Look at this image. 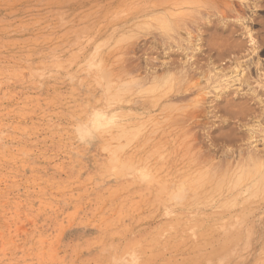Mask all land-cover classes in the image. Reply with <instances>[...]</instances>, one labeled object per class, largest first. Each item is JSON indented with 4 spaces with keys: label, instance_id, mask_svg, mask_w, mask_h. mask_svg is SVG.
Instances as JSON below:
<instances>
[{
    "label": "rangeland",
    "instance_id": "obj_1",
    "mask_svg": "<svg viewBox=\"0 0 264 264\" xmlns=\"http://www.w3.org/2000/svg\"><path fill=\"white\" fill-rule=\"evenodd\" d=\"M110 126L149 136L124 170ZM146 155L189 185L140 188ZM209 176L221 230L215 199L183 231ZM141 263L264 264V0H0V264Z\"/></svg>",
    "mask_w": 264,
    "mask_h": 264
},
{
    "label": "bare ground",
    "instance_id": "obj_2",
    "mask_svg": "<svg viewBox=\"0 0 264 264\" xmlns=\"http://www.w3.org/2000/svg\"><path fill=\"white\" fill-rule=\"evenodd\" d=\"M181 26V25H180ZM142 27V26H141ZM146 27V26H145ZM176 27V26H175ZM142 28H144V27H142ZM157 28H159V27H157ZM228 29H229V27H227ZM155 29V28H154ZM178 29V28H177ZM120 38V37H119ZM123 38V37H122ZM121 39V38H120ZM116 43V42H115ZM120 43V42H119ZM188 43V42H187ZM222 43V42H221ZM220 43V44H221ZM219 53V52H218ZM215 56V55H214ZM100 58V57H99ZM99 61V60H98ZM207 63V62H206ZM98 65H99V63H98ZM199 65V64H198ZM197 65V66H198ZM196 66V67H197ZM200 66V65H199ZM99 68V67H98ZM97 68V69H98ZM204 68V67H203ZM106 70V69H105ZM200 70V69H199ZM222 70V69H221ZM101 71V70H100ZM103 71V70H102ZM99 72V73H103V72ZM195 71V70H194ZM223 72V71H222ZM98 73V74H99ZM199 73V72H198ZM201 73V72H200ZM203 74V73H202ZM201 74V75H202ZM103 75H105L104 73H103ZM222 75V74H221ZM205 76V75H204ZM101 77H102V74H101ZM110 77V76H109ZM100 78V77H99ZM105 78V77H104ZM104 78H103V80H104ZM108 79V78H107ZM107 79H106V81L104 80V82H107ZM173 79V78H172ZM101 80V79H100ZM99 80V81H100ZM102 80V81H103ZM109 81V80H108ZM100 83H101V81H100ZM102 84V83H101ZM109 84H110V82H109ZM100 85V84H99ZM105 85V84H104ZM110 85H112V84H110ZM110 85H108V83H107V86H109V88H111V86ZM114 85V84H113ZM104 87V86H103ZM113 87V86H112ZM161 87V86H160ZM118 88H120V87H118ZM112 89V88H111ZM161 89V88H160ZM158 90V89H157ZM120 92V91H119ZM123 92V91H122ZM105 93H106V91H105ZM125 93V92H124ZM107 94V93H106ZM105 94V95H106ZM112 94H109V96H108V94H107V96L106 97H109L110 98V96H111ZM253 96V95H252ZM112 98V97H111ZM108 99V98H107ZM111 100H113V99H111ZM110 100V101H111ZM254 102V101H253ZM108 103V102H107ZM84 105H87V104H84ZM87 107V106H86ZM219 108V107H218ZM217 108V109H218ZM224 108V107H223ZM223 110V109H222ZM219 111H220V109H219ZM93 123V122H92ZM140 126V125H139ZM144 126V125H143ZM138 127V126H137ZM136 128V127H135ZM140 130V128H138V129H133V130H128V128L126 129V128H122V127H119V126H110V127H108L105 131H104V136L102 137V143H101V146H100V151H101V153L104 155V161L103 162H101L100 163V169H105V170H111V169H117V170H119V169H125V168H127V166H128V164H126L125 163V161H127V159H126V157H128L129 156V154H132V156H135L136 154H138V152H140L141 150H143V148H144V144H146V142H147V140H148V137L149 136H146V135H142V136H140L142 133L139 131ZM96 135V134H95ZM152 139V138H151ZM135 142V143H134ZM137 142V143H136ZM149 142V141H148ZM132 143H134L133 145H132ZM156 146V147H155ZM158 147V148H157ZM163 147H164V145H163ZM161 145H159V144H155V145H153L152 146V149H154V151L156 152V154L157 155H159L158 156V159L159 160H161L160 159V155L162 156L161 158H163V155H164V148H163ZM145 154H149V153H145ZM255 154V153H254ZM251 155V154H250ZM166 155H164V157H165ZM253 156V155H252ZM97 157V156H96ZM98 158V157H97ZM103 158V157H102ZM146 160L145 161H140V164H139V162L137 163L136 162V160H134V162H133V165L132 166H129V168L131 169V170H133V172L135 171V170H137L136 172H137V175L134 173V175L135 176H138L139 174L138 173H140V175L142 176V177H140V176H138L137 177V179H134V181L140 186V188H142V189H147V190H151L152 188L154 189V188H158V187H162V185H164V182H166V181H171L173 184H174V179H175V182L176 181H179V183H181L180 182V180H182L183 181V178H182V176H178V177H176L177 178V180H176V178H174V170L172 171H170L169 170V168L168 167H161V166H165L166 164L165 163H163L162 165H160V166H158L159 164H157L156 162H153L151 159H150V157H149V155H146ZM100 159V158H99ZM164 161V160H163ZM249 162V161H248ZM139 164V165H138ZM156 164H157V167H156ZM173 164V163H172ZM190 165H192L191 163H189V165L187 164V167H189ZM253 165V164H252ZM240 166V165H239ZM242 167H244V166H242ZM247 167V166H246ZM254 167V166H253ZM253 167H252V169H250V170H253ZM257 167V166H256ZM132 168H134V169H132ZM180 168H183V167H180ZM190 168V167H189ZM245 168V167H244ZM188 169V168H187ZM186 169V170H187ZM114 170V171H115ZM168 170V171H167ZM242 170V169H241ZM113 171V172H114ZM120 171V170H119ZM246 172V171H245ZM115 173H116V171H115ZM210 173V172H209ZM204 174H206V173H204ZM133 175V174H132ZM194 175V174H193ZM207 175V174H206ZM247 175H250V174H247ZM263 175V174H262ZM116 177V176H115ZM198 177H201V176H198ZM210 177V176H209ZM209 177H206V179L209 181L210 179H211V177L209 178ZM187 178H189V177H187ZM194 178V177H193ZM193 178H192V180H193ZM209 178V179H208ZM219 178V177H218ZM221 178V177H220ZM195 179H197V177L196 178H194V180L193 181H196ZM204 178H199L198 180H197V183H200V182H202L201 184H197V186H200V188L198 187V189H197V187H194V185H193V187L194 188H196V190L198 191V200H196V199H194V200H196V201H190L191 199L190 198H188V202H186L185 204H183V205H181L180 206V204L178 205V200L179 201H181L182 199H181V196L179 195V197H180V199H177V204L175 205L174 203V205L175 206H177L178 205V208H176V211H178V212H180V214H181V212H184V211H190V212H193L194 210H196L195 212H197L198 211V213H199V215H200V212L202 213V211H203V213H202V216H200V218L203 220V218L205 217V214H208V213H206V212H208L210 209H211V206H216L218 209H216V210H218V214H214V216H213V218L212 217H210V218H207V224H209V219H213V220H211V222H213V225H215L214 223H216L217 221H219L218 223H216L217 225H215L216 227H217V231L219 232V230H221V224H220V219L222 218V208L224 207V206H226V205H223L224 203V201L222 202V200L220 199L222 196H221V194H223L222 193V190H220L221 189V186L220 187H216V185H219L218 183H220L219 181H221V179L219 180L218 179V181H215L214 179H212L213 181H215V182H211V180H210V182H207V181H201V180H203ZM189 180V179H188ZM190 181V183H192L193 181ZM164 181V182H163ZM187 182V179H186V181H184L183 183L185 184ZM179 183H178V185H179ZM183 183H181L180 185H182ZM188 183V185H189V181L187 182ZM194 183H196V182H194ZM193 183V184H194ZM133 184V183H132ZM220 184H222V181H221V183ZM170 185V184H169ZM174 185H177V183H175ZM190 186H192L191 184H190ZM176 187V186H175ZM189 187V186H188ZM193 187H191V188H193ZM171 188V187H170ZM190 188V189H191ZM192 189V192H194V193H192L193 195L194 194H196V191H193V190H195V189ZM162 190V189H161ZM168 189H166V191H167ZM156 191H158V190H156ZM160 191V190H159ZM172 191V190H171ZM170 191V192H171ZM183 191V190H182ZM123 192V191H122ZM143 193L145 192V191H142ZM161 192V191H160ZM179 192H180V189H179ZM187 193V192H186ZM110 194V193H109ZM166 194V193H165ZM173 194V193H172ZM181 194V193H180ZM129 195H131V194H129ZM151 195V194H150ZM161 196L163 195V193L162 194H160ZM173 195H176L175 193L173 194ZM197 195V194H196ZM169 197H170V195H168ZM185 196V195H184ZM183 196V197H184ZM188 196V195H187ZM224 196V195H223ZM117 197V196H116ZM167 197V196H166ZM174 197V196H173ZM173 197L171 196L170 197V199H173ZM178 197V196H177ZM168 198V197H167ZM175 198V197H174ZM185 199V198H184ZM218 200V202H217V204L215 203L216 202V200ZM165 200V199H164ZM169 200V199H168ZM174 200V199H173ZM219 200H221V202H219ZM175 201V200H174ZM184 201V200H183ZM241 202V201H240ZM171 203H172V201H171ZM176 203V202H175ZM221 203H223V204H221ZM166 204H167V202H166ZM214 204H216V205H214ZM226 204V203H225ZM231 204V203H230ZM222 205H223V207H222ZM229 205V204H228ZM243 206V205H242ZM167 207V206H166ZM215 207V208H216ZM226 207H231V205L230 206H226ZM135 208V207H134ZM144 208H145V206H144ZM149 208V207H148ZM156 208V207H155ZM169 209H166L165 208V212H164V215H165V217H166V219L169 221V222H167L168 224H170V223H172V219L174 218V213H177V212H174V206H172L171 208L170 207H168ZM143 209V208H142ZM212 209H214V208H212ZM212 209H211V211H212ZM244 209V208H243ZM134 210V209H133ZM191 210H193V211H191ZM240 210V209H239ZM205 212V213H204ZM210 212V211H209ZM197 213V214H198ZM212 213V212H211ZM214 213V212H213ZM187 214V213H186ZM236 214H238V213H236ZM243 214V213H242ZM209 215V214H208ZM233 215V214H232ZM245 215V214H244ZM121 216V215H120ZM211 216V215H210ZM189 217V216H188ZM198 217V216H197ZM208 217V216H207ZM241 217V216H240ZM122 218V217H121ZM199 218V219H200ZM192 219H194V218H192ZM244 219V218H243ZM191 220V219H190ZM189 221V220H188ZM205 220H203V222L202 223H200V222H198V223H196L197 221L196 220H191V222L189 221V223L187 222V221H185L186 223V227H183V231L186 229V228H191L192 230L193 229H198V228H203L204 226H205V222H204ZM166 222V221H165ZM178 224V223H177ZM176 224V225H177ZM180 224V223H179ZM182 224V223H181ZM122 225V224H121ZM210 226H211V224H209ZM208 225V226H209ZM181 226V225H180ZM179 226V227H180ZM209 226V227H210ZM169 228H166V230L165 231H169L165 236H164V238L166 237V239L167 240H163V238H161L163 241H165V243H166V241H170L169 239H170V237H172V239H173V232H175L176 233V231H178L175 227H174V223H173V225H171V226H168ZM206 227V226H205ZM175 228V229H174ZM207 228V227H206ZM205 228V229H206ZM212 228V227H211ZM226 228V227H225ZM156 229V228H155ZM165 229V227H163V230ZM181 229V228H180ZM204 229V228H203ZM162 230V229H161ZM174 230H176V231H174ZM187 230V229H186ZM213 230V229H212ZM170 231H172V232H170ZM182 231V230H181ZM182 231V232H183ZM195 231V230H194ZM208 231H209V229H208ZM156 232H159V231H156ZM182 232L180 233L181 235H182ZM109 233V232H108ZM170 233H172L173 235L171 236V234ZM153 234V233H152ZM154 234H155V230H154ZM170 234V235H169ZM186 233H184V235H185ZM217 234V233H216ZM151 235V234H150ZM160 235V232H159V234H155L154 236H151V237H149V233L148 234H145V235H143L142 237H139V238H136V240H138L139 242H146L147 243V247H149L148 248V251L149 250H157V248H159L158 247V243L160 242V239H159V236ZM161 235L163 236V234L161 233ZM219 235V234H218ZM217 235V236H218ZM115 236V235H114ZM161 236V237H162ZM179 236V238H180V235H178ZM120 237H122L121 235H120ZM184 237V236H183ZM197 237H198V235H197ZM201 237V236H200ZM199 237V238H200ZM206 237V236H205ZM223 237V236H222ZM111 238V237H110ZM134 238V237H133ZM176 238V237H175ZM174 238V239H175ZM100 239H102V238H100ZM181 240H182V238H181ZM163 241H161V243L163 242ZM172 241V240H171ZM202 241V240H201ZM93 242V241H92ZM135 242V241H134ZM204 242V241H203ZM170 243H172V242H170ZM134 244V243H133ZM166 244H168V243H166ZM182 244V243H181ZM189 244V243H188ZM203 244V243H202ZM96 245V244H95ZM138 244H136V246H137ZM145 245V244H144ZM191 245V244H190ZM199 245V244H198ZM129 246V245H128ZM132 246V245H131ZM135 246V245H134ZM134 246H132V248L134 247ZM141 246V245H140ZM197 246V245H196ZM181 247H184V246H181ZM200 247V246H199ZM128 248H130V246L128 247ZM131 248V249H132ZM179 249H180V246L178 247ZM80 249V248H79ZM123 249V248H122ZM177 249V248H176ZM186 249V248H185ZM119 250V249H118ZM127 250H129V249H127ZM136 250H140L139 248L138 249H136ZM145 250H147L146 248H145ZM144 250V251H145ZM172 249H170V251H171ZM182 249H180V251H181ZM172 251H174V250H172ZM125 252H127V251H125ZM150 252V251H149ZM157 252H159V251H157ZM174 252H176V251H174ZM179 252V251H178ZM186 252V251H185ZM156 253V252H155ZM146 255V254H145ZM149 255V254H148ZM158 256V255H157ZM166 258V257H165ZM159 260V259H158ZM163 263V262H162ZM142 264V263H141Z\"/></svg>",
    "mask_w": 264,
    "mask_h": 264
}]
</instances>
